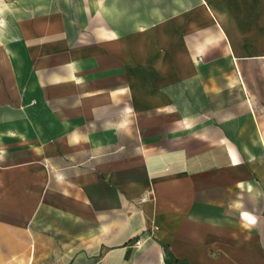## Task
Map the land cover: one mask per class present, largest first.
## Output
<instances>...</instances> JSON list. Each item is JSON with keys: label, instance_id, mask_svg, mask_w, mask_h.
I'll return each instance as SVG.
<instances>
[{"label": "crops", "instance_id": "crops-1", "mask_svg": "<svg viewBox=\"0 0 264 264\" xmlns=\"http://www.w3.org/2000/svg\"><path fill=\"white\" fill-rule=\"evenodd\" d=\"M48 232L65 264H264V0H0V264Z\"/></svg>", "mask_w": 264, "mask_h": 264}, {"label": "rangeland", "instance_id": "rangeland-1", "mask_svg": "<svg viewBox=\"0 0 264 264\" xmlns=\"http://www.w3.org/2000/svg\"><path fill=\"white\" fill-rule=\"evenodd\" d=\"M44 115V114H43ZM42 226H40V229L38 230V232L41 234V237H44V234L46 235V231L45 229L41 228ZM47 234H51V238H49L48 240V245L51 249H53L55 251V255L50 256L48 255L47 259H52L53 263L51 264H65V261L67 260V257L65 255H63V253L67 252V247L69 246V252L71 254V256L69 258L72 257V254L74 252H76L77 250L73 248L72 245H74L73 241H67V239H61L56 237V235H53L52 232H48ZM86 253L89 254H93L95 251L90 249V248H86L85 249ZM116 257V256H114ZM89 264H100V259L99 258H92L89 259Z\"/></svg>", "mask_w": 264, "mask_h": 264}, {"label": "built area", "instance_id": "built-area-1", "mask_svg": "<svg viewBox=\"0 0 264 264\" xmlns=\"http://www.w3.org/2000/svg\"><path fill=\"white\" fill-rule=\"evenodd\" d=\"M136 245H137V246L140 245V241H137V242H136Z\"/></svg>", "mask_w": 264, "mask_h": 264}]
</instances>
